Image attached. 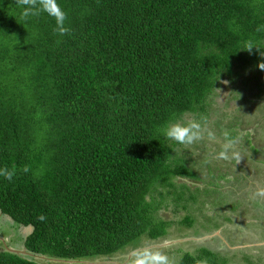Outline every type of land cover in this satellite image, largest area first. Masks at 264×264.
Masks as SVG:
<instances>
[{
  "label": "trees",
  "instance_id": "obj_1",
  "mask_svg": "<svg viewBox=\"0 0 264 264\" xmlns=\"http://www.w3.org/2000/svg\"><path fill=\"white\" fill-rule=\"evenodd\" d=\"M59 3L64 35L46 13L25 20L17 0H0V212L31 228L23 249L34 254L2 247L0 264L106 256L166 236L163 200L192 188L174 177L196 175L171 167L163 127L203 106L237 62L264 63V0ZM182 208L181 221L198 219ZM216 257L201 248L179 264Z\"/></svg>",
  "mask_w": 264,
  "mask_h": 264
},
{
  "label": "rangeland",
  "instance_id": "obj_2",
  "mask_svg": "<svg viewBox=\"0 0 264 264\" xmlns=\"http://www.w3.org/2000/svg\"><path fill=\"white\" fill-rule=\"evenodd\" d=\"M260 57L264 61V52ZM260 64L257 57L237 62L234 72L224 76L203 106L177 118L201 120L214 139L207 132L191 145L165 138L173 148L171 167L182 161L196 175L174 177L177 186L187 183L192 188H176L174 193L185 192L183 198L170 193L163 200L169 204L158 213L171 220L166 236L152 239L142 235L117 253L81 261L33 259L44 264H137L141 253L158 251L168 257L169 264H179L185 252L197 254L208 248L217 254L215 264H264V69ZM230 128L237 132L233 138ZM229 143V158H218L223 145ZM164 188L167 194L173 191L167 186L162 191ZM152 195L162 200L160 189ZM183 206L198 217L190 225L181 221L186 214ZM30 230L19 229L0 212V249L22 250L24 234ZM202 264L210 263L204 259Z\"/></svg>",
  "mask_w": 264,
  "mask_h": 264
},
{
  "label": "clouds",
  "instance_id": "obj_3",
  "mask_svg": "<svg viewBox=\"0 0 264 264\" xmlns=\"http://www.w3.org/2000/svg\"><path fill=\"white\" fill-rule=\"evenodd\" d=\"M17 3L22 8V16L25 20L41 13H46L48 16L54 18L56 30L60 35H64L67 32V28L65 27L67 13L61 7L59 0H17ZM254 46L259 48L254 44H249L243 49L251 51ZM259 67L264 69V63H261ZM224 83L227 84L228 81ZM206 132L209 138L214 139V134L205 129L201 120L196 119H176L166 123L162 129V134L167 140L174 141L181 145H191L201 141L204 139ZM230 147H232L230 143L223 145V149L219 152L218 158L228 159V149ZM2 174L6 179L11 180L14 173L13 171L5 170ZM41 219H44V217H41ZM137 264H169V260L166 255L158 251L144 252L140 254Z\"/></svg>",
  "mask_w": 264,
  "mask_h": 264
},
{
  "label": "water",
  "instance_id": "obj_4",
  "mask_svg": "<svg viewBox=\"0 0 264 264\" xmlns=\"http://www.w3.org/2000/svg\"><path fill=\"white\" fill-rule=\"evenodd\" d=\"M2 239H3V238H2ZM9 250H11V251H13V252H15V253H22V254H27V255H33V256H34L33 253L27 251L26 249H22V250L9 249ZM35 256H41V257L48 258V257H46L45 255H35ZM68 261L73 262V261H81V260H68Z\"/></svg>",
  "mask_w": 264,
  "mask_h": 264
},
{
  "label": "flooded vegetation",
  "instance_id": "obj_5",
  "mask_svg": "<svg viewBox=\"0 0 264 264\" xmlns=\"http://www.w3.org/2000/svg\"><path fill=\"white\" fill-rule=\"evenodd\" d=\"M4 242H5V240H4Z\"/></svg>",
  "mask_w": 264,
  "mask_h": 264
}]
</instances>
